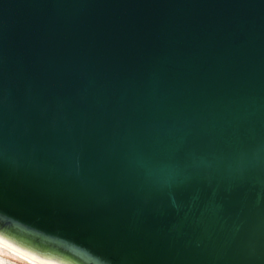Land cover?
Masks as SVG:
<instances>
[{
	"label": "water",
	"instance_id": "water-1",
	"mask_svg": "<svg viewBox=\"0 0 264 264\" xmlns=\"http://www.w3.org/2000/svg\"><path fill=\"white\" fill-rule=\"evenodd\" d=\"M0 221L90 264H264V0H0Z\"/></svg>",
	"mask_w": 264,
	"mask_h": 264
},
{
	"label": "bare ground",
	"instance_id": "bare-ground-1",
	"mask_svg": "<svg viewBox=\"0 0 264 264\" xmlns=\"http://www.w3.org/2000/svg\"><path fill=\"white\" fill-rule=\"evenodd\" d=\"M0 246L32 264H90L74 253L12 228L2 221H0ZM4 259L0 258V264H16L11 261L6 262Z\"/></svg>",
	"mask_w": 264,
	"mask_h": 264
},
{
	"label": "rangeland",
	"instance_id": "rangeland-1",
	"mask_svg": "<svg viewBox=\"0 0 264 264\" xmlns=\"http://www.w3.org/2000/svg\"><path fill=\"white\" fill-rule=\"evenodd\" d=\"M2 247V246H0ZM0 258L4 259L6 262H15L16 264H32L29 261L25 260L24 258H21L17 255H15L14 253L8 251L7 249L0 248Z\"/></svg>",
	"mask_w": 264,
	"mask_h": 264
}]
</instances>
